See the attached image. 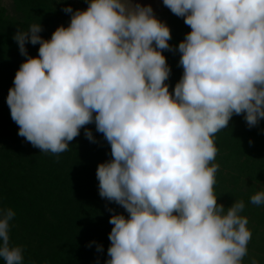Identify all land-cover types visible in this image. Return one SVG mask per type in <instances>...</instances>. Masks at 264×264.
Listing matches in <instances>:
<instances>
[{
	"label": "clouds",
	"instance_id": "1",
	"mask_svg": "<svg viewBox=\"0 0 264 264\" xmlns=\"http://www.w3.org/2000/svg\"><path fill=\"white\" fill-rule=\"evenodd\" d=\"M86 2L63 9L70 22L50 39L40 23L14 35L26 57L6 98L18 135L59 156L82 128L95 143L94 123L110 145L99 195L127 216L109 209L105 264H243L252 232L243 200L218 202L215 136L234 115L250 128L264 119V0H162L190 28L176 47L151 4ZM165 50L180 53L183 69L172 90ZM250 203L264 205V190ZM15 215L0 206L5 264L24 261L10 243Z\"/></svg>",
	"mask_w": 264,
	"mask_h": 264
},
{
	"label": "trees",
	"instance_id": "2",
	"mask_svg": "<svg viewBox=\"0 0 264 264\" xmlns=\"http://www.w3.org/2000/svg\"><path fill=\"white\" fill-rule=\"evenodd\" d=\"M10 2L9 8L0 6V206L16 213L10 223V243L22 247L23 264H105L112 228L109 209L127 216L121 206L99 195L96 170L111 159L110 145L93 123L86 127L93 132L95 143L85 137L82 128L68 151L59 156L43 153L18 135L6 103L15 73L26 59L13 39L18 29L40 23V35L50 39L58 26L67 27L70 22L71 14L63 9L81 8L72 0ZM80 2L86 9V0ZM161 21L171 29L173 47L190 31L172 13ZM26 48L30 56L38 55V44L29 43ZM163 54L171 68L167 83L172 90L183 74L180 53L165 50ZM215 143L219 152L214 163L220 166L214 189L218 202L225 208L236 200L246 205L241 215L248 218L252 239L243 264L253 258L264 264V205L250 203L251 195L264 190V119L250 128L243 115H234L228 128L216 134ZM97 245L103 251H97ZM0 264H5L3 258Z\"/></svg>",
	"mask_w": 264,
	"mask_h": 264
},
{
	"label": "rangeland",
	"instance_id": "3",
	"mask_svg": "<svg viewBox=\"0 0 264 264\" xmlns=\"http://www.w3.org/2000/svg\"><path fill=\"white\" fill-rule=\"evenodd\" d=\"M72 1H74L81 9H83L82 3L80 2V0H72ZM139 2L145 5L151 4L155 15L160 20L168 19L169 16L171 15V11L163 5L162 0H139ZM2 5L7 6L9 8L11 6V2L10 0H0V6ZM246 179H249V178L246 177ZM261 185H264V181L263 183H261Z\"/></svg>",
	"mask_w": 264,
	"mask_h": 264
}]
</instances>
